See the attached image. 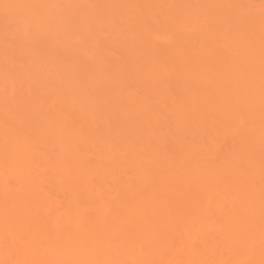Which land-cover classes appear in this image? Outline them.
I'll list each match as a JSON object with an SVG mask.
<instances>
[{
	"label": "bare ground",
	"instance_id": "1",
	"mask_svg": "<svg viewBox=\"0 0 264 264\" xmlns=\"http://www.w3.org/2000/svg\"><path fill=\"white\" fill-rule=\"evenodd\" d=\"M71 8L36 16L48 50L53 30H65L56 32L74 85L59 102L31 92L16 117L0 106V264H264V10L251 17L254 47L242 34L233 56L202 58L193 36L155 53L150 36L181 25L179 9H123L134 22L128 43L101 34L116 31L112 10ZM93 46L101 54L81 60ZM124 46L142 72L116 68L110 52ZM132 74L147 101L126 96L116 107L107 103L116 87L94 83ZM118 110L125 117H112Z\"/></svg>",
	"mask_w": 264,
	"mask_h": 264
},
{
	"label": "rangeland",
	"instance_id": "2",
	"mask_svg": "<svg viewBox=\"0 0 264 264\" xmlns=\"http://www.w3.org/2000/svg\"><path fill=\"white\" fill-rule=\"evenodd\" d=\"M4 1L5 0H0V106L6 105V108L9 107L8 111H12L11 116L15 117L19 116L20 113H26L25 111H27L28 109L27 105H29L30 103L31 92H36V97L39 98V102L41 103H43V101L45 100L50 103V99L47 100V98L50 97L52 98V102H59L60 100L58 95H60L61 92L63 93L62 90L65 89L64 91L66 92V89H69V87H72V85H74L72 82L74 80L73 75L72 77L71 75H64L65 71L67 70L66 63L68 58L64 53L65 48L63 44H65V42L62 39L66 38V36L62 38V35L59 34H61L62 32L65 33V30L63 31L61 28H55L56 30H53L54 32L52 33L56 35V38H54L55 40L53 42V47L51 49L53 51H51L50 49L48 50L46 45L42 43L44 42L42 38L44 39V36L46 35L44 32V34L41 35V31L39 32L40 27H37L40 26V22H37L40 16H36L38 12L42 13L45 11L47 12L48 10V13L50 11L51 14L54 13L53 17H59V13L61 12H66L67 14H69L71 7V9L77 8V11L86 10L89 8L105 9V11L112 10L111 13L114 15V18L108 23L112 24L114 22L116 31L111 33L103 29L101 33L103 38L105 40L112 41L118 40L120 37H123L126 42L132 43L135 39L130 35V31L134 22L133 19H127V21L123 20V9L127 8L129 10H137L143 8L144 10L155 7H163L166 10L170 11L179 9L180 11H182L180 13L181 25H177L176 29L158 25L156 27L155 33L150 36V41L153 44L154 49L156 50L155 53L161 54L163 50L173 46L176 42L179 41V39H182L181 41H186L188 37L193 36V41L194 39L195 41H197H194L196 45L195 47L197 49L196 51H198L200 55L203 56L202 58H212L217 56L219 58H223L233 56L235 53L234 51L237 49L236 47H233V45L235 46V42L237 41H234L233 37L237 38L238 41H241V39L239 38H242L243 34V36L245 35L242 38L243 40H251L248 39L251 28L258 23V21L256 22L255 20H257L256 18H258L260 16L259 14H261V12L264 10V0H235L237 6L233 4H226V0H205L204 2H202L201 0H160L158 5H155V0H7L8 2H6V4L10 2H13L15 4V11L9 8L11 4H9V7H7ZM129 2H134V4H128ZM31 6H33V8L35 6L34 10L38 9V12H35L36 10L34 11V15H32L33 10L30 11ZM238 6H240V8H243L242 10H244L242 14L244 17L242 18L244 20V24H242L243 26H239L240 28L232 26L234 25L233 22L236 21V16L233 12L236 11V7ZM206 8H208L209 11H214V13H210L211 15L208 14L206 12ZM203 11L205 12L203 13ZM233 16L235 20L232 18ZM246 17H248L249 21H251V17H254L253 19H255V22L253 21V19L251 22L247 21ZM213 21L217 22L215 23ZM35 22L37 23L35 24ZM121 22L123 23L120 24ZM253 28L255 29V27ZM90 29L91 32H93L92 27ZM245 29L248 33L245 32ZM225 32H229L231 34V37L226 36ZM237 32H239V34ZM113 34H117V36ZM93 38L94 37H88L87 43L93 40ZM227 38H230L231 40H228ZM74 40H77V37H74ZM249 42V46H255L253 41L250 42L251 44ZM61 43H63V47L62 45H60ZM92 44L95 45V42L91 41V46ZM125 47L126 46H124V49L122 47L121 50L116 49L112 50L111 52L109 51L111 54L110 58H112L116 68L131 69L141 65V58H129L128 54H126L129 53V51L125 53V50L129 48ZM58 50L60 51L58 52ZM91 52H93L94 54H101V50L93 46L86 48L84 51L78 53L77 55H83L81 60L86 58L88 59V56ZM108 53H105V56L108 57ZM84 56H86V58H83ZM132 56L133 55L130 54V57ZM48 57L52 58L49 59ZM252 58L253 56L252 54H250L248 59L250 60ZM250 64L253 65L252 62ZM250 64L248 66V69L253 68L252 65L250 67ZM87 65H85V67H87ZM137 69L140 70V72L143 71L141 70V68L137 67ZM208 70H211L209 66H202L200 69L196 70V73H198L199 75L203 74L202 78L204 79V81H209V79H205V77L208 78L207 74L210 73L208 72ZM134 75L132 74L130 77H127L128 79L121 77L125 80H119L117 79V77L114 78L113 76L109 81H106L104 76V81L106 82L103 81V83H101L103 77L96 76L97 78H94V76H92L94 80H96V82L94 80L93 81L94 83H96L95 86L97 89L102 90L103 88L109 89L111 86L116 87V90L118 92H114L115 94L113 93L112 95H110L107 100L108 104H111L112 102L115 105L116 102L120 103L119 100L121 97L129 96L132 98H130L129 100H134L135 104L140 103L145 98V95L142 93L140 87L137 86V78ZM98 78H101L102 80H99ZM88 79L90 80V77ZM156 79L157 77L155 76L152 78V80L149 79V81L155 82L157 81ZM93 81L91 79V83ZM64 85L66 86L64 87ZM74 88L77 87L74 86ZM94 90L96 91V89ZM97 92H99V90H97ZM12 94L15 95V97L12 96ZM124 99L125 98H122V100ZM152 99L156 100L155 98ZM144 101L147 100L145 99ZM154 102L151 104H154ZM124 114L125 112L122 110L112 114V117L123 118L125 117ZM148 117V112L140 114L139 122H142L145 125V123H148ZM120 124L122 125L123 129H126L124 127L125 124L129 125L126 123V120H122ZM204 148L207 147L205 146ZM208 158L210 157H207L205 159L208 160ZM248 164L249 161L244 162V165ZM130 169L131 171H133L135 170V167H132Z\"/></svg>",
	"mask_w": 264,
	"mask_h": 264
}]
</instances>
